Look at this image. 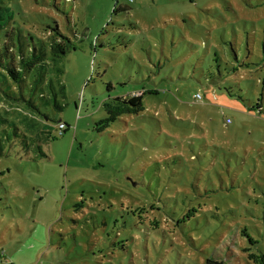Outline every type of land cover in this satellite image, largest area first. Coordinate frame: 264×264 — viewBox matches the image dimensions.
<instances>
[{"label":"rangeland","instance_id":"1","mask_svg":"<svg viewBox=\"0 0 264 264\" xmlns=\"http://www.w3.org/2000/svg\"><path fill=\"white\" fill-rule=\"evenodd\" d=\"M116 2L12 3L29 42L76 49L47 158L0 156V264H264V0ZM132 93L142 112L97 132Z\"/></svg>","mask_w":264,"mask_h":264},{"label":"trees","instance_id":"2","mask_svg":"<svg viewBox=\"0 0 264 264\" xmlns=\"http://www.w3.org/2000/svg\"><path fill=\"white\" fill-rule=\"evenodd\" d=\"M14 1L0 0V99L14 113L12 118L8 111L0 110V156L7 157L14 147H20L24 154L33 153L36 160H41L47 158L44 146L53 132L49 114L62 113L67 106L66 86L61 81L65 74L63 63L76 47L58 26L50 28V43H35L34 37L29 42L22 33L18 34ZM120 1L116 2L115 15L133 9L135 0H125L124 4ZM108 89L113 86L109 84ZM145 95L132 93L106 101L103 107L107 115L96 124L97 132L104 133L124 116L140 114ZM67 130L58 129L60 134ZM233 260L231 254H226L209 258L206 264H235Z\"/></svg>","mask_w":264,"mask_h":264},{"label":"built area","instance_id":"3","mask_svg":"<svg viewBox=\"0 0 264 264\" xmlns=\"http://www.w3.org/2000/svg\"><path fill=\"white\" fill-rule=\"evenodd\" d=\"M197 99L200 100V101L203 100V98H202L201 95H197ZM59 129H60L61 131H64V130H67L68 127H67V125H65L64 123H61L60 126H59ZM0 261H2V258H1V257H0Z\"/></svg>","mask_w":264,"mask_h":264}]
</instances>
